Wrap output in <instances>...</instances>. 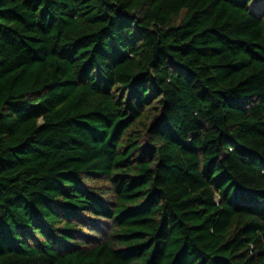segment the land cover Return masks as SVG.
<instances>
[{
  "label": "trees",
  "instance_id": "1",
  "mask_svg": "<svg viewBox=\"0 0 264 264\" xmlns=\"http://www.w3.org/2000/svg\"><path fill=\"white\" fill-rule=\"evenodd\" d=\"M0 264H264V0H0Z\"/></svg>",
  "mask_w": 264,
  "mask_h": 264
}]
</instances>
